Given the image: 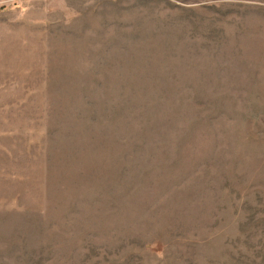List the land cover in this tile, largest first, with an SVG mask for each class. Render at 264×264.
<instances>
[{
	"label": "rangeland",
	"instance_id": "374dc122",
	"mask_svg": "<svg viewBox=\"0 0 264 264\" xmlns=\"http://www.w3.org/2000/svg\"><path fill=\"white\" fill-rule=\"evenodd\" d=\"M0 264H264V0H0Z\"/></svg>",
	"mask_w": 264,
	"mask_h": 264
}]
</instances>
